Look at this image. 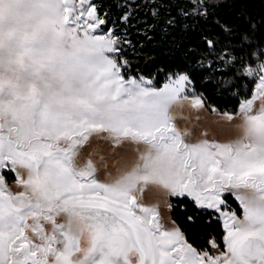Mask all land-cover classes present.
<instances>
[{"label": "snow or ice", "instance_id": "1", "mask_svg": "<svg viewBox=\"0 0 264 264\" xmlns=\"http://www.w3.org/2000/svg\"><path fill=\"white\" fill-rule=\"evenodd\" d=\"M103 24L91 0H0V171L15 172L24 189L11 193L0 175V264H132V256L135 264H264V107L253 113L264 98V53L241 73L256 78L240 105L242 136L188 143L171 110L189 99V76H170L161 88L126 79L127 62L113 55L118 38L97 33ZM191 106L204 104L195 97ZM98 133L114 146L146 148L110 183L97 179L91 161L77 166ZM148 185L218 212L220 255L164 229L156 208L138 203ZM225 193L242 216L224 210Z\"/></svg>", "mask_w": 264, "mask_h": 264}, {"label": "trees", "instance_id": "2", "mask_svg": "<svg viewBox=\"0 0 264 264\" xmlns=\"http://www.w3.org/2000/svg\"><path fill=\"white\" fill-rule=\"evenodd\" d=\"M91 3L105 20L101 32L118 38L120 51L113 55L121 64L127 62L125 78L143 76L159 88L170 76L186 74L191 80L187 94L219 113L233 114L253 96L256 78L241 73L246 65L255 68L264 53V0ZM225 200L240 213L229 196ZM169 202L171 219L193 247L210 253L214 241L223 250L215 211L200 209L185 196L170 197Z\"/></svg>", "mask_w": 264, "mask_h": 264}, {"label": "crops", "instance_id": "3", "mask_svg": "<svg viewBox=\"0 0 264 264\" xmlns=\"http://www.w3.org/2000/svg\"><path fill=\"white\" fill-rule=\"evenodd\" d=\"M163 85L161 87H163ZM188 96L189 99L187 101H184L181 105L174 107L171 110V116L175 121L176 129L181 134L189 133V135L185 136L186 142L197 143L203 139H207L210 143L215 142L226 144L233 142L242 136L243 117L240 113V106L233 114L219 113L211 110L205 105L203 108L195 109L191 106V100L195 97H192L190 95ZM263 100L264 99L262 98L255 101L253 113L258 112L261 107H264V103L262 104ZM257 102L259 105L262 104V106L257 105ZM229 115L232 116V120H228L227 116ZM205 133L207 134L206 136ZM90 141L92 142L93 150H95V152L98 150L99 155V158L97 159L99 162L97 163L96 161H94L92 162V164L100 173H98L97 179L104 183H110L124 172L129 171L139 161L140 154L146 150L143 144H135L130 141H125L118 146H114L113 141L109 138L108 133L93 134L86 144H89ZM85 145L80 150L85 149ZM106 151L113 152V158H111V160L100 159L102 158L100 157L101 154H105ZM97 164L99 165V167ZM104 176H106V178H104ZM146 188L150 189L149 192L156 191L160 195L164 196L166 202L168 201L169 203V208L171 209L169 198L172 196L168 195L165 190L154 185H148ZM225 196H229L231 200H233L238 205L240 213L237 215L242 216V209L240 208L239 202L235 199L234 195H232L231 193H225ZM193 203L195 204L194 201ZM224 210L235 211V209L231 207L227 202ZM216 213L218 214V218L221 222L223 230L222 241L224 250V236L226 233L224 229L223 218L218 212ZM215 248H217V246L211 247V252L214 251ZM218 251L219 252L214 256L220 255V253L222 252L219 249Z\"/></svg>", "mask_w": 264, "mask_h": 264}, {"label": "rangeland", "instance_id": "4", "mask_svg": "<svg viewBox=\"0 0 264 264\" xmlns=\"http://www.w3.org/2000/svg\"><path fill=\"white\" fill-rule=\"evenodd\" d=\"M210 1H213V0H210ZM77 3H79V0H77ZM87 6V5H86ZM97 33L98 34H107V33H102L101 32V30H100V28L97 30ZM130 78V77H129ZM127 79V78H126ZM187 92H190V90H187ZM262 99V98H261ZM264 99V98H263ZM264 103V100H263V102H262V104ZM262 104H258V102H257V105H259V106H262ZM86 147H85V149H82V150H80V153H79V156L77 157V166L78 167H83L88 161H91V162H94V161H96L97 163L99 162L97 159L99 158V155H98V150L95 152V150H93V148H92V142L90 141V143L89 144H86L85 145ZM113 152L112 151H106V153L105 154H101V156L100 157H102V158H100V159H105V160H108V159H110L111 160V158H113ZM98 165V164H97ZM98 167H99V165H98ZM97 171V170H96ZM98 171H97V175H98ZM100 174V173H99ZM0 175H3L4 176V179H5V184H6V187H7V190L8 191H10L11 193H13V194H19L20 192H22L24 189L21 187V186H19L18 184H17V175H16V173L15 172H11V171H9L8 169H4V170H2V171H0ZM7 176H11V178L13 179V181L12 182H7L6 181V177ZM21 177L22 178H24V179H26L27 178V176H26V173L25 172H23V171H21ZM104 178H106V176H104ZM149 188L147 189V188H145L144 189V191L142 192V193H140V192H138V193H136V195H137V200H138V203H140V204H142V205H144L145 207H148V203H150V201H149V199H148V196L147 195H149ZM164 197V196H163ZM172 197H177V196H172ZM185 197H187V196H185ZM147 198V199H146ZM189 199H191L190 197H188ZM148 202H147V201ZM167 206H169V203H168V201H167ZM168 210V214H169V218H170V222L174 225V223H173V221H172V219H171V215H170V208H168L167 209ZM209 210V209H208ZM210 210H212V209H210ZM213 211V210H212ZM158 212V211H157ZM159 213V212H158ZM158 219H159V222H160V224H161V213H159V216H158ZM65 222V217H63V216H61V217H58L57 218V223H64ZM30 223H31V221H30ZM176 227H174V229H175ZM178 228V227H177ZM45 229H46V231H51V225L50 224H45ZM28 235H29V237L30 238H32V239H35V236L29 231L28 233H27ZM219 251H218V249L217 248H215V250L214 251H212L211 253H210V255L212 254V256H214L216 253H218Z\"/></svg>", "mask_w": 264, "mask_h": 264}, {"label": "bare ground", "instance_id": "5", "mask_svg": "<svg viewBox=\"0 0 264 264\" xmlns=\"http://www.w3.org/2000/svg\"><path fill=\"white\" fill-rule=\"evenodd\" d=\"M147 196L150 201L148 207H154L159 213H161V226L166 230H172L174 227H177L170 222L171 220L167 210L169 206H167L166 199L156 191L149 192V195Z\"/></svg>", "mask_w": 264, "mask_h": 264}, {"label": "flooded vegetation", "instance_id": "6", "mask_svg": "<svg viewBox=\"0 0 264 264\" xmlns=\"http://www.w3.org/2000/svg\"><path fill=\"white\" fill-rule=\"evenodd\" d=\"M6 178H7L6 179L7 182H12L13 181L11 176H7ZM81 244H82V247H87L86 237L84 239H82ZM131 259H132V264H135V256H132Z\"/></svg>", "mask_w": 264, "mask_h": 264}]
</instances>
